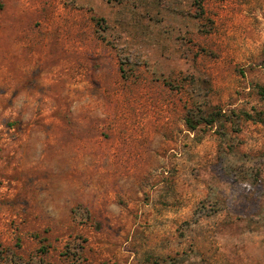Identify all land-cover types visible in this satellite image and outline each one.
<instances>
[{"label":"rangeland","instance_id":"rangeland-1","mask_svg":"<svg viewBox=\"0 0 264 264\" xmlns=\"http://www.w3.org/2000/svg\"><path fill=\"white\" fill-rule=\"evenodd\" d=\"M0 264H264V0H0Z\"/></svg>","mask_w":264,"mask_h":264},{"label":"trees","instance_id":"trees-1","mask_svg":"<svg viewBox=\"0 0 264 264\" xmlns=\"http://www.w3.org/2000/svg\"><path fill=\"white\" fill-rule=\"evenodd\" d=\"M201 1V0H200ZM126 62L127 63H130L131 61H129L127 59V57L125 58ZM122 63L120 62L119 63V68L121 70V72H123V69H122ZM198 79L192 77V79L190 80L191 84L194 85V89L192 90V95H198L199 94V91L202 89L200 84L197 82ZM198 107L200 108V106L198 105ZM258 116H255L254 114H245V116L248 118V119H251L253 121H263V118H262V113L261 111H257L256 112ZM223 112L220 108L218 107H213L211 108L208 112H205L203 110H201L197 117H189L187 116L185 118V123L186 125L188 126L189 129L193 130L195 129L198 125L200 124H204L205 126L207 127H210L211 125H213L215 122L219 121L220 119L223 118Z\"/></svg>","mask_w":264,"mask_h":264}]
</instances>
